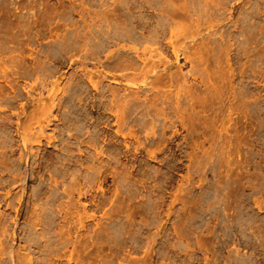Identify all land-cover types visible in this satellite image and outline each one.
<instances>
[{
	"label": "rangeland",
	"instance_id": "rangeland-1",
	"mask_svg": "<svg viewBox=\"0 0 264 264\" xmlns=\"http://www.w3.org/2000/svg\"><path fill=\"white\" fill-rule=\"evenodd\" d=\"M0 264H264V0H0Z\"/></svg>",
	"mask_w": 264,
	"mask_h": 264
},
{
	"label": "bare ground",
	"instance_id": "bare-ground-1",
	"mask_svg": "<svg viewBox=\"0 0 264 264\" xmlns=\"http://www.w3.org/2000/svg\"><path fill=\"white\" fill-rule=\"evenodd\" d=\"M130 17H132V16L130 15L129 18H130ZM96 18H97V17H96ZM148 19H149V18H148ZM130 20H132V18H130ZM133 20H134V19H133ZM95 21H96V19H95ZM115 22H116V20H115ZM147 22H149V21H147ZM117 23H119V22H117ZM128 23H129V22H128ZM121 24H123V23H121ZM131 24H134V23H131ZM136 24L138 25L137 27L141 28V30H144V29H145V26H144L143 24H141V23H140V24H139V23H136ZM107 25H108V24H106V26H107ZM111 25H112V24H111ZM123 25H124V24H123ZM123 25H122V26H123ZM149 25H150V24H149ZM143 26H144V27H143ZM150 26H151V25H150ZM135 27H136V26H135ZM106 29H107V28H106ZM111 29H112V26H111ZM123 29L126 30V28H124V27H123ZM130 29H131V28H130ZM130 29H129V30H130ZM134 29H135V28H134ZM125 30H124V33H125ZM131 30H132V29H131ZM135 30H136V29H135ZM147 30H149V29H147ZM98 31H99V30H98ZM114 31H115V29H114ZM96 32H97V31H96ZM116 32H117V31H116ZM133 32H134V31H133ZM94 33H95V32H94ZM105 33H106V32H105ZM107 33H110V32H107ZM107 33H106V35H107ZM128 33H129V32H128ZM144 33H145V32H144ZM115 34H118V33H115ZM96 35H98V34H96ZM118 35H119V34H118ZM107 36H108V35H107ZM113 36H114V35H113ZM123 36H124V35H123ZM93 37H95V36H93ZM95 38H96V37H95ZM95 38H94V39H95ZM122 38H123V37H122ZM104 39H106V38H104ZM113 39H114V38H113ZM119 39H121V38H119ZM108 40H109V37H108ZM124 40H125V39H124ZM144 52H145V51H144ZM144 52H143V54H142L143 56H144L145 53H146V52H145V53H144ZM148 52H149V51H148ZM148 52H147V53H148ZM134 53H136V52H134ZM137 54H139V53H137ZM137 54H136V57L140 55V54H139V55H137ZM148 54H149V53H148ZM148 54H147V55H148ZM140 57H141V56H140ZM138 58H139V57H138ZM141 58H142V57H141ZM141 60H143V58H142ZM145 60H146V59L144 58V61H145ZM141 62H143V61H141ZM105 63H106V62H105ZM143 63H144V62H143ZM107 65H108V64H107ZM103 66H104V65H103ZM105 67H107V66H105ZM100 71H101V70H100ZM97 75H98V73H97Z\"/></svg>",
	"mask_w": 264,
	"mask_h": 264
}]
</instances>
